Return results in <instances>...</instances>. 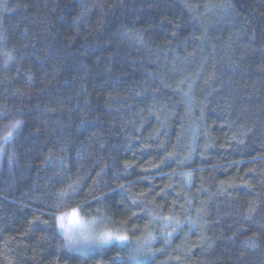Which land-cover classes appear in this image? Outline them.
<instances>
[{
    "label": "trees",
    "instance_id": "trees-1",
    "mask_svg": "<svg viewBox=\"0 0 264 264\" xmlns=\"http://www.w3.org/2000/svg\"><path fill=\"white\" fill-rule=\"evenodd\" d=\"M0 264H264V0H0Z\"/></svg>",
    "mask_w": 264,
    "mask_h": 264
},
{
    "label": "clouds",
    "instance_id": "clouds-1",
    "mask_svg": "<svg viewBox=\"0 0 264 264\" xmlns=\"http://www.w3.org/2000/svg\"><path fill=\"white\" fill-rule=\"evenodd\" d=\"M18 127H22V121L18 124ZM61 212H70V208L62 207ZM67 222H65V225ZM57 233L62 242V247L68 252H86L90 250L92 246H99L101 243L107 244L109 241H105L99 235H91L86 232L79 231L77 228L61 227L57 226Z\"/></svg>",
    "mask_w": 264,
    "mask_h": 264
},
{
    "label": "rangeland",
    "instance_id": "rangeland-1",
    "mask_svg": "<svg viewBox=\"0 0 264 264\" xmlns=\"http://www.w3.org/2000/svg\"><path fill=\"white\" fill-rule=\"evenodd\" d=\"M74 211H75L76 214H77V219H79L80 221H82L83 224H84V226H85V227H83V228H79V227H77V229H79V231L86 232V233L91 234V235H99L100 237H109V238L107 239V241H109V243H107V244H103V243H101L99 246H92V247L90 248V250H99L100 247L107 246V245H109L110 243H113V242H118V243H120V242H124V241H126L127 237H126L125 234H121V233H120V234H117V233H114V232H112V231L104 230L102 227H98V226L96 225L97 222H96L94 219L89 218V217H83V216L81 215V212H80V209H79V208H75L74 210H72V211H70V212H67V213H65V214H58V215L56 216V218H57V220H58V225L60 224V220H59V218H60L61 216H64V217L66 218L65 221H64V223H65V222H68V221H67V217H69V216L71 215V213H73ZM121 237H122L123 239H120ZM88 251H89V250H88ZM88 251H86V252H88Z\"/></svg>",
    "mask_w": 264,
    "mask_h": 264
},
{
    "label": "snow or ice",
    "instance_id": "snow-or-ice-1",
    "mask_svg": "<svg viewBox=\"0 0 264 264\" xmlns=\"http://www.w3.org/2000/svg\"><path fill=\"white\" fill-rule=\"evenodd\" d=\"M17 126H18V124L15 125L14 127H17ZM10 135H9V138H10ZM65 219L66 218L64 216H61L59 218L61 227H67V228H77V227L83 228V227H85L83 222L80 221L79 219H77V214L75 211L73 213H71V215L69 217H67L68 222L66 225L64 223ZM108 238L109 237H102V239L105 241H107ZM120 239H123V238L121 237Z\"/></svg>",
    "mask_w": 264,
    "mask_h": 264
}]
</instances>
